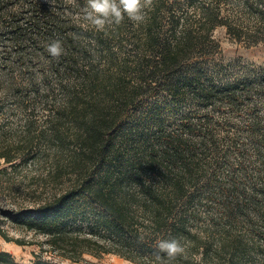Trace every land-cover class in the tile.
<instances>
[{"label":"trees","instance_id":"16d2710c","mask_svg":"<svg viewBox=\"0 0 264 264\" xmlns=\"http://www.w3.org/2000/svg\"><path fill=\"white\" fill-rule=\"evenodd\" d=\"M85 6L0 0V129L27 116L0 134V164H46L41 197L0 215L74 263L159 264L177 238L174 264H264V63L226 62L215 37L263 42L264 0H154L145 23L104 31ZM0 264L27 263L1 250Z\"/></svg>","mask_w":264,"mask_h":264},{"label":"rangeland","instance_id":"374dc122","mask_svg":"<svg viewBox=\"0 0 264 264\" xmlns=\"http://www.w3.org/2000/svg\"><path fill=\"white\" fill-rule=\"evenodd\" d=\"M215 37L221 44L226 62L240 61L242 64L254 63L258 65L264 63V41L256 45L240 42L228 33L225 26L216 28ZM26 119L27 116L22 113L12 111L5 113L2 115L1 122L7 121V125H5V130L0 129V134L8 138L19 137L23 134L22 126ZM2 163L0 164V209L17 210L33 205L42 195L38 176L41 172H45L46 164H34L32 159H29L28 163L25 161L18 163L15 167ZM0 227L7 236L12 238V240H8L0 232V251L10 252L19 262L29 264L35 259L36 254L42 253L44 258L62 260L64 264H83L61 259L58 256L54 257L45 243L44 235L36 234L34 231L19 226L1 215ZM16 239L24 240L26 244L18 243ZM86 257L88 260L101 264H138L115 254H106L101 258L90 255Z\"/></svg>","mask_w":264,"mask_h":264},{"label":"clouds","instance_id":"9594fccd","mask_svg":"<svg viewBox=\"0 0 264 264\" xmlns=\"http://www.w3.org/2000/svg\"><path fill=\"white\" fill-rule=\"evenodd\" d=\"M153 7L154 0H86L83 19L97 31H104L107 26H118L126 17L138 26L147 21ZM46 51L58 59L64 52L62 42L53 40ZM157 249L155 255L159 264H174L180 258L188 259L186 247L177 238L160 240Z\"/></svg>","mask_w":264,"mask_h":264}]
</instances>
